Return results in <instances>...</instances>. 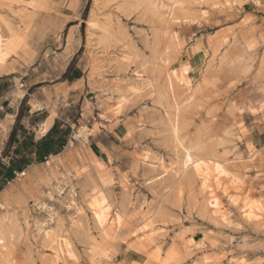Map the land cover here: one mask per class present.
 <instances>
[{
    "label": "rangeland",
    "instance_id": "obj_1",
    "mask_svg": "<svg viewBox=\"0 0 264 264\" xmlns=\"http://www.w3.org/2000/svg\"><path fill=\"white\" fill-rule=\"evenodd\" d=\"M171 1L0 0V53H7L0 74L16 70L6 64L10 57L38 68L0 79V128L7 129L12 120L5 115L15 110L16 116L20 114L17 127L27 126L31 132L44 115L31 114L29 106L35 110L42 104L56 114L61 130L67 129V143L55 158L32 164L18 181L0 179L4 204L0 223L8 244L7 262L0 256V264H51L54 253L36 226L48 220L40 204L47 205L46 200L56 202L55 220L72 245L76 260L67 264H89L92 249L96 264H129L131 258L140 262L132 264H264V215L256 209V203H264V176L257 174L260 170L253 162L256 149H264V102L259 103L264 93V46L252 50L245 46L255 35L254 22L246 14L258 4L238 7L234 0L226 4L177 0L176 20L168 19L165 8L153 10V4L171 5ZM212 2L219 5L213 7ZM182 8L194 14L196 22H187ZM90 22L96 24L92 29ZM190 24L205 35L204 40L199 35L202 53L192 66L180 62L181 28ZM171 35L179 47L171 44ZM182 64L192 68L186 73L191 81L175 90L180 103L176 112L166 76ZM69 68L82 72V78L70 85V95L64 80ZM134 72L142 75V81L140 91L132 94L126 87L134 82ZM10 96L24 98L8 107ZM121 96L125 100L114 114L110 104ZM247 112L256 116L255 127L248 129L239 118ZM174 117L182 144L199 147L197 155L213 174L215 159L240 180L236 184L229 176L217 178L218 210L205 207L209 195L201 194L196 179L168 169L178 151L171 132ZM81 125L88 129L85 138L77 133ZM29 131L24 136L30 137ZM16 135L22 142L21 131ZM37 136H42L39 129ZM8 139L0 146L1 165L7 164L3 152ZM19 145L6 151L11 155L16 147L23 150ZM99 150L111 158L103 174L112 182L105 187L96 182L89 165L95 161L92 153L99 157ZM144 152L150 158L147 164L141 162ZM252 153L251 163L241 160ZM259 159L264 164V155ZM57 167L76 176L78 196L71 197L84 208L81 214L57 199L54 190L53 199L45 196L48 178L54 186L58 181ZM251 172L256 175L250 177ZM140 208L150 213L154 229H162L150 245L126 230L141 223ZM212 211L225 217L217 218ZM47 222V229L55 227V222ZM199 241L204 247L195 248Z\"/></svg>",
    "mask_w": 264,
    "mask_h": 264
},
{
    "label": "bare ground",
    "instance_id": "obj_2",
    "mask_svg": "<svg viewBox=\"0 0 264 264\" xmlns=\"http://www.w3.org/2000/svg\"><path fill=\"white\" fill-rule=\"evenodd\" d=\"M237 1H239V0H234L233 2H236L237 3ZM252 1L253 0H250V2H252ZM217 2H212V6L213 7H217L219 5ZM228 2H229V0H224V4H226ZM256 3H258V4L264 3V0H257ZM177 5H178V1L177 0H172L171 1V5L161 4L160 6H155V4H153L152 7H153V10L156 9V11L160 10L161 8H165L166 9V14L165 15L168 17V19L169 20L170 19L176 20L177 17L174 16V9H175V7ZM151 10H152V8H151ZM179 10L181 12V16H183L186 19L187 22H196V19L197 18L195 17L194 14L187 13L183 8L182 9H179ZM199 16L202 19H205L203 13H200ZM95 25L96 24L94 22H90L89 23V28L92 29ZM170 38H171L170 39L171 44L174 45V47H176V48L179 47V43L177 42L176 37L171 35ZM6 56H7V53H4V51H3V53H0V67L2 66V61H3L4 58H6ZM122 60L124 62H127L128 61V59H126V57H122ZM190 70L192 71V68H190L189 65L182 64L179 67V69H177V70L172 69L171 71H169L170 73L166 76V82H167L166 85H167L168 90L170 91V94L172 95V98H173V101H174V110L176 112H180L179 111V108H180V105L179 104L180 103H178V101H177V99L175 97V94H177L175 92V90H177V88L180 87V85L182 86V85L185 84L184 86H186V82L187 81L188 82L191 81V80H189V79L186 78V76H187L186 73L190 72ZM134 73H135V75H134L135 76L134 82L132 84H129L126 87L127 91L128 92H131L132 94L138 93L140 91V87L138 86V84L142 81V75L140 73H138V72H134ZM162 93H164V92H162ZM160 95H162V94H160ZM166 97H167V95H166ZM170 97H167V99L170 98ZM160 98H161V96H160ZM184 99L186 100V98H184ZM124 100H125V97L121 96L118 99H116L115 102H111V107L113 109L114 114H118L119 113V111L121 109V106H122V103L124 102ZM183 103L185 104V102H183ZM181 105H182V103H181ZM55 116H56V114L54 112H52L50 114L48 120H46V122H43L41 128L39 127V133H40V135L44 136L48 132V127H49L51 121L54 119ZM175 118H177V117H174V121L171 124V132H172V136H173V141L175 142L174 144L177 145L178 151L175 152V162L169 164L168 165V169L170 171L172 169H174V171H175V169H176V172L179 173V176L181 174V175L186 176V178H191V179L194 178V179H196L198 181V183H199V188H200V191L202 192L201 194H203V192H205V194H206V191H207V194L209 195V198L205 199V201H206L205 207L208 208V209L209 208H211V209H216L217 208V210H218L219 202H218V198H217V193H219V191L221 190V187H220V185H219V183L217 181V178L219 176H222V175L223 176L224 175L225 176H229V177L232 178V180L236 184H239L240 183V180L238 179L237 176L229 173L224 168V166L221 163H219L218 160H215V159H212V161L214 162V164L216 166L215 173L213 174L212 171H211V169H210V167L207 165V163H205L202 160V158L199 157L200 155H197V153H200L201 152V149L199 147H197V146L196 147H194V146L193 147L192 146L191 147L190 146H184L182 144V141L179 138V130H178V123L179 122H177ZM77 133H78V136L81 135V137H84L85 138L88 135V129H87V127L85 125H81L80 127L77 128ZM75 136H77V135H75ZM69 146H72V142L71 141L69 142ZM253 157H254V153H252L251 155H249L246 159H241V160L243 162L251 163ZM51 158H55V157L54 156H50V159ZM149 160H150V158H149V155H148L147 152H144L143 154H141V162L142 163H146L147 164V163H149ZM89 165L92 167V169L96 173V182L101 187H105V186L109 185L112 182V180L109 177H107L105 174H103L104 170H106V167H104L102 164L99 165L95 161H90ZM158 166H160L161 168H163V162L162 161H159L158 162ZM101 167H104V168L101 169ZM74 171H75L76 174H80L79 168H75ZM163 174H165V173H163ZM173 175H174V173H173ZM175 177H177V174H176ZM62 184H66V183H64V180L60 181L58 179L56 185L54 186L53 180L51 179V177L48 178V182L45 185L46 188H47V190H48V192L45 193V196L48 197V198H50V199H53L54 196H52V190L55 191V194L60 195L61 194V191L58 188ZM71 188H73V187H71ZM200 197H201V195H200ZM61 198L63 200H65V201H67L68 208H70L71 210H75L76 211V214H81L84 211V208H82L81 206H79V204L74 200V198L71 197V194H70V196H68V195L61 196ZM40 204L42 205V209H44V211L47 209L48 212H49L48 213V220L47 221H49L50 223L55 222V227L54 228H51V229H47L46 226L49 225V223L47 221H42L41 220L42 222H36V226H38V229H39L38 232L42 233L44 242L47 244V246L54 253V257L51 260V264H67L69 260L75 261L76 259H75V256H74L73 249L71 247L72 245L69 243V241L65 237L64 238L62 237V235H64V234L61 235V232L62 231L60 230V222H57L55 220L56 214H55V212H52V207H48V205H45L42 202ZM256 204H259L256 207V209L258 211H260L262 213V215H264V205H263L264 203L259 202V203H256ZM3 206H4V204H2V202L0 201V209H2ZM68 208L66 207V209H68ZM139 210H141V212H140V215H141V223L139 225L132 226V228L127 227L126 230H128L129 231V234L132 237H134L136 240H139L140 242L141 241H145L144 243H146L147 245H150V244L154 243L153 242L154 237L156 235L160 234L159 231L162 230V229H154V222L152 221V219L150 217V213L144 211V209H142V208H140ZM116 213H118V212H116ZM219 213H220L219 211H212V214H214L215 216H217V218L225 217L224 215H220ZM118 216H120V215H118ZM121 218L123 219L122 220V222H123L125 220L124 219V216H122ZM72 224L75 225L76 224V221H74V220L71 219V225ZM51 226H52V224H51ZM122 226H125L126 227L125 221L123 222V225ZM4 236H5V233L3 231V225L0 223V244L2 243V245L0 246V256L3 259V260L0 259V261L2 260L4 262H7L6 252H7V249H8V246H7L8 244L7 243H4V241H3ZM10 236H12V235H10ZM192 245H194V244H192ZM194 246H196L195 248L204 247L203 246V243H201L200 241H199V243L198 242L195 243ZM91 247H93V246L91 245ZM156 247H158V246H156ZM95 249H97V248H95ZM156 253L157 252H155V254ZM90 255L91 256H90L89 261H88L89 264H96V257L97 256H96V253L93 251V249L91 250V254ZM155 257H157V256L155 255ZM172 260L178 262L179 261V258L177 256L176 257L174 256L172 258ZM4 264H7V263H4Z\"/></svg>",
    "mask_w": 264,
    "mask_h": 264
},
{
    "label": "crops",
    "instance_id": "obj_3",
    "mask_svg": "<svg viewBox=\"0 0 264 264\" xmlns=\"http://www.w3.org/2000/svg\"><path fill=\"white\" fill-rule=\"evenodd\" d=\"M256 1L257 0H253L252 2H250V0L249 1L248 0H244V1L243 0H239V1H237L236 6L240 7L241 5H243L245 3L246 4L247 3L248 4H252V3L258 4V3H256ZM246 15L249 16L250 19L254 22L253 23L254 24L253 29H254L255 35H254L253 40L248 41L245 46L249 50L254 49L256 47V45L261 48L262 46H264V3L255 5V7L253 9H251L249 12H247ZM193 26H194L193 24H190V25H187V26H183L181 28V39H183V41H184V47H183V55L181 56L180 62L188 63L191 66L194 64V60L196 58H199V55L202 53V41H201L199 35L203 36V40L205 39V35L204 34L202 35V31H196L195 32ZM195 50L197 52L194 53ZM6 64L9 65L8 67H13L16 70H14V71H12L10 73L0 74V79L3 78V77H6V76L13 75V74L17 73V71L21 72L22 70H25L27 73H28V71H29V73H32V72L38 70V68H34V64H29V66H23L22 64L19 63V61L13 59V57H10L9 61H7ZM18 65L20 67H22L23 69H20V70L17 69ZM197 65L198 64L194 65V67H196ZM74 72H75V70L70 72L69 73V77L70 76L72 77V75H74ZM65 73L66 72H63L62 75H64ZM80 73H81V76L78 79H74L71 82H69V81H67L65 79L64 80L67 82V84L69 86L73 85V84L77 83L82 78V72L80 71ZM71 88H72V86H70L68 88L69 89L68 95L73 93ZM77 91L82 93V91H80V90H77ZM23 98H24V96H22L20 98H16V99L12 98L10 96L8 99H6L7 102H8L7 106L8 107H14ZM259 98H260L259 103L264 102V93L260 94ZM0 99H3V97L2 98L0 97ZM29 107L31 109L30 110L31 114L35 113L36 115H44L43 118L39 121V124H37V126L35 128H31V132L28 130L27 126H23L24 129L29 131L30 134L32 133L31 136H33V139L36 142V141L40 140L42 137H44L49 132V130L52 128V126L54 125V123L58 119V117L55 116L54 119L51 121V123H50V125L48 127V132L44 136H37L39 127L41 128L43 122H46V120H48V118H49V116H50V114L52 112L50 113V111L48 110V106H44L42 104H40V108H36L35 110H32V106L31 105ZM110 107H111V104H110ZM111 109H112V107H111ZM12 113L13 114H6L5 115L6 117H11V120H12L11 124H9V126L7 125V129L6 130H4L3 128L2 129L0 128V146L4 143V141L5 142L7 141V139H8L7 137H9V134H10V132L12 130L13 119L16 117L17 111L15 112V110H14ZM82 117H84V114H82ZM239 118H241V120H243L242 121L243 125L247 129L249 127H252V126L255 127V124L253 123L254 118H256L255 115L250 114V113L247 112V113L242 114L241 116H239ZM1 125L3 126V124L0 123V127H1ZM0 149H1V147H0ZM256 151H257V156H256V158H255V160L253 162L257 166L256 169L260 170L259 173H257V174H260V175L264 176V164H260L262 162V160L259 159V157H262V155H264V149L263 148L256 149ZM99 152H100L99 157L96 156L94 153H92L93 159L97 162V164H99V165L102 164L104 167H106L107 163L109 161H111V158H110V156L107 157L106 154L103 151L99 150ZM104 167H101V169H103ZM28 168H30V166L27 167V169ZM106 169H107V167H106ZM251 174L252 175L250 177H253L254 175H256V172H251ZM134 262L140 263L136 258H131L128 263L132 264ZM169 264H173V263H169Z\"/></svg>",
    "mask_w": 264,
    "mask_h": 264
},
{
    "label": "trees",
    "instance_id": "obj_4",
    "mask_svg": "<svg viewBox=\"0 0 264 264\" xmlns=\"http://www.w3.org/2000/svg\"><path fill=\"white\" fill-rule=\"evenodd\" d=\"M70 68L67 73H70ZM80 76V71L75 70L72 77H64V79L71 82L74 79H78ZM19 120L20 114L16 116L15 124L10 132L6 145L7 148L3 152V158L7 159V164H0V179L2 183L9 182L14 178L15 173L26 169L32 164L42 163L50 156L58 155L67 143V129L62 131L58 121H55L52 128L44 137L35 142L33 136H24L25 130L22 127H17ZM18 131H21V135H23L22 142L19 143L16 141V133ZM12 144H16L17 146L20 144V150L21 148L23 150L19 151V147H16L13 152L10 153L11 155H9L6 150H8ZM1 191L2 188L0 186V192Z\"/></svg>",
    "mask_w": 264,
    "mask_h": 264
},
{
    "label": "built area",
    "instance_id": "obj_5",
    "mask_svg": "<svg viewBox=\"0 0 264 264\" xmlns=\"http://www.w3.org/2000/svg\"><path fill=\"white\" fill-rule=\"evenodd\" d=\"M2 109V108H0ZM57 171H58V179L60 181L64 180V183L66 184H62L60 185V187L58 188L61 191L60 195L55 194V197L58 199L61 196H65L67 194H71L74 196H78V187H77V179L74 176L73 173L68 172L63 170L61 167H57ZM25 175V171L22 170L20 172L15 173V180L18 181L20 178H22ZM73 187V188H71ZM46 202L48 203V207H52V212H57L56 210V202H50L49 200ZM58 205V204H57ZM48 210L46 209L43 214L44 216L47 218L48 217Z\"/></svg>",
    "mask_w": 264,
    "mask_h": 264
}]
</instances>
